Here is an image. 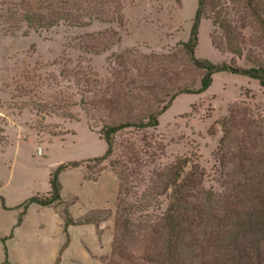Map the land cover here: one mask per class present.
Returning a JSON list of instances; mask_svg holds the SVG:
<instances>
[{"label": "rangeland", "instance_id": "374dc122", "mask_svg": "<svg viewBox=\"0 0 264 264\" xmlns=\"http://www.w3.org/2000/svg\"><path fill=\"white\" fill-rule=\"evenodd\" d=\"M197 7L198 0H0V264H55L66 241L76 243L78 233L64 232L61 207L30 205L23 226H14L19 205L48 191L58 165L82 160L86 178L112 164L118 179L102 264H161L168 168L180 159L188 161L185 238L196 253L182 252L180 264H233L228 242L236 224L264 211L257 179L264 165L242 171L264 156V87L257 80L216 72L205 92L178 95L156 128H126L108 159L92 158L106 152L99 135L105 124L144 117L179 89L199 87L203 72L180 45ZM213 9L230 23L241 56L228 49L227 31L205 17L195 56L264 66V34L247 0H207L204 12ZM223 121L229 132L220 145ZM62 178L63 200L77 199L69 207L77 218L94 205V186L79 170ZM254 239L246 234L243 247L258 249L264 264V243Z\"/></svg>", "mask_w": 264, "mask_h": 264}, {"label": "trees", "instance_id": "16d2710c", "mask_svg": "<svg viewBox=\"0 0 264 264\" xmlns=\"http://www.w3.org/2000/svg\"><path fill=\"white\" fill-rule=\"evenodd\" d=\"M207 5V0H198V7L195 14V18L192 24V28L190 30L189 38L185 42H181L182 50L188 57L191 64L201 70L203 72L200 77L199 87L196 89L183 87L179 89L177 92L170 96V100L161 107L158 111L152 110L151 108L147 112L144 117H133L132 119H120L118 123L111 122L105 124L101 129L99 135L100 138L103 139L107 145L106 152L104 155L100 157L93 158V161L103 162L108 159L113 153V143L114 137L120 131L135 127L140 129L145 128H156L159 125V115H161L164 111H166L173 100L180 94H201L205 92L212 84V76L216 72L220 71H231L234 73H238L241 75H245L249 78L257 80L259 84L264 87V66L261 64L254 65L249 68H234L229 64L223 63L221 65H217L212 63L209 60L197 58L195 56V49L198 44V28L200 24V20L202 17L210 18L212 23L215 26L226 30L228 33L227 37V46L230 52L241 56V52L233 41V37L230 34V23L226 19H222V15L219 10H212L213 14H207L204 12ZM247 5L251 13L256 18L259 23L263 34H264V5L261 0H247ZM218 49V47H216ZM154 56V55H153ZM222 127L224 128L223 136L220 139V145H223L227 136L228 129L226 128L225 121L222 122ZM87 162V160L82 161H72L67 163H62L57 166V168L49 175V184L50 190L48 193L43 195H33L29 197L26 201L19 205L18 208H21V211L18 214V218L14 227L19 226L22 223V220L27 212V208L30 204H37L42 207H54L61 203V189L62 184L60 182L59 176L60 173L70 169V168H78L82 166L83 163ZM188 161L186 159L177 160L174 164L169 166L168 170V178H167V189L171 190L169 194V203L167 205L165 214H164V227L166 231L165 238V246H166V254L165 259L161 264H180V254L184 251L187 252L188 256L196 257V253L189 244L186 243L185 228H184V214L189 209L188 204L183 199L184 190L187 187L188 176L185 174V168L187 166ZM254 168L250 171L242 170L244 174L253 173V171L257 170V167L264 165V156L260 155L255 163L252 162ZM111 168L114 171V166L111 164ZM115 172V171H114ZM239 172L241 170L239 169ZM238 172V173H239ZM258 175V190L260 191L261 187L264 186V174L259 171ZM257 174V173H256ZM263 174V175H262ZM258 193V192H257ZM211 197L210 193L209 196ZM209 199V198H208ZM248 200V199H247ZM264 203V201L262 202ZM209 205V204H208ZM207 205V206H208ZM248 214V213H247ZM246 214V215H247ZM110 217L109 210H93L86 213L81 219L73 220L68 210L64 211V225L65 232H67L66 228L69 225H82V224H95L96 226L101 222L105 221ZM237 230L232 233L229 237L228 245L233 247V251H235V259L233 260V264H255L253 258L256 259V264H263L261 261V254L259 250L255 251V254H251L246 251L243 247L241 239L246 235H252L255 237L254 241L260 243H264V211H256L255 214L244 216V219L241 223L236 224ZM11 236V235H10ZM239 242H241L239 244ZM68 240L63 245L60 250L55 264H59L61 251L67 246ZM256 250V249H255Z\"/></svg>", "mask_w": 264, "mask_h": 264}, {"label": "crops", "instance_id": "0c3cea01", "mask_svg": "<svg viewBox=\"0 0 264 264\" xmlns=\"http://www.w3.org/2000/svg\"><path fill=\"white\" fill-rule=\"evenodd\" d=\"M95 158V157H92ZM68 170H79L82 173L83 182L86 184H93L94 190L91 193L92 197L94 198V205L91 206L89 209H86L84 213L79 217H72L69 207H72L76 202H70V204L66 205L65 201L63 200V192H64V184H63V175ZM85 169L80 166L78 168H70L60 173L59 179L62 184L61 189V203L54 207H42L37 204H30V205H37L42 208H53L57 209L61 207V211L63 212L62 219H63V227L65 232V225H64V210H68L70 217L73 220L81 219L86 213L93 211V210H114L116 207V200H117V193H118V179L116 174L105 167L101 170L100 173L94 179H89L85 177ZM50 190V184L48 193ZM45 193V194H46ZM102 196L105 197V202L102 199ZM108 199V200H107ZM112 200L111 206H109V201ZM29 205V206H30ZM66 206V207H65ZM26 216V214H25ZM25 216L22 220V223L17 227H22L25 222ZM111 221L105 220L101 221L98 226L95 224H82V225H69L66 230L69 236L74 234L80 235L77 237L76 243H73L72 240H68L67 246L61 251L60 262L59 264H102L101 256H105L108 254L110 250V245L112 242V230H111ZM60 252V251H59ZM58 252V254H59ZM55 257V260L58 256Z\"/></svg>", "mask_w": 264, "mask_h": 264}, {"label": "built area", "instance_id": "2783aa9c", "mask_svg": "<svg viewBox=\"0 0 264 264\" xmlns=\"http://www.w3.org/2000/svg\"><path fill=\"white\" fill-rule=\"evenodd\" d=\"M39 153H41V152L39 151Z\"/></svg>", "mask_w": 264, "mask_h": 264}]
</instances>
